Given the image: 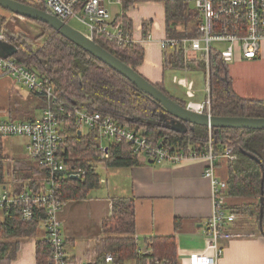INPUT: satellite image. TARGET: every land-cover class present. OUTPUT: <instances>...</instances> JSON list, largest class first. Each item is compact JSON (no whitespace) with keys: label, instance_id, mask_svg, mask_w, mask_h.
<instances>
[{"label":"trees","instance_id":"trees-1","mask_svg":"<svg viewBox=\"0 0 264 264\" xmlns=\"http://www.w3.org/2000/svg\"><path fill=\"white\" fill-rule=\"evenodd\" d=\"M44 9L41 4H32ZM122 13L117 15L125 31L131 32L132 24L126 16L128 8L140 1H162L164 5L165 30L168 36L192 35L196 22L186 27L187 18L196 13L184 1L179 0H118ZM0 28L6 39L13 42L18 50L12 56L17 62L45 76L58 97L54 109L65 106L62 122L61 154L65 161L75 167H82L87 175L81 178H66L59 189L61 199H80L99 185V175L95 172L97 163L106 168L131 167L139 163V158L131 151V146L124 141L109 140L106 144L107 156L100 149V141L92 130L83 131L74 126V120L67 116L68 108L79 107L89 112L97 111L110 116L119 124H127L135 132L146 137L154 144L162 143L171 151H185L188 147L201 153L207 142L208 127L194 126L183 132L171 128L172 117L147 94L138 91L124 76L98 60L87 51L49 27L46 23L30 20L42 28L40 45L33 39H26L16 31ZM178 25L182 29L178 30ZM184 27V29H183ZM147 34L144 31V36ZM21 39L24 42H21ZM105 50L125 64L137 70L143 62V47L140 45H117L113 41L97 38L94 40ZM164 68H184L180 52L164 50ZM210 112L217 116L264 117V99L246 98L238 95L232 86L228 65L218 56L210 60ZM187 69H202V62L188 63ZM138 71V70H137ZM163 93L182 106L185 100L171 95L162 83L155 84ZM42 98V107L47 105ZM13 120L12 118H10ZM213 147L223 150L226 145L232 147L235 158L227 160V196L248 199L234 205V212L255 215L261 235L264 236V129L211 128ZM80 131V132H79ZM0 137V185L9 186L12 192L30 189L42 190L48 175L45 169L25 164L3 153ZM11 160L10 177L7 178L5 163ZM262 198V203L260 199ZM110 216L102 220V236L96 241L95 264L103 262L106 254H111L117 264L128 260L145 263L148 259L168 258L174 260V239L172 237L152 238L148 242L151 253L141 259L136 258L134 203L130 196H113ZM262 208L261 218L259 210ZM0 264H8L16 255L18 239L34 236L40 223L44 222V212L37 209L34 218L24 221L20 218L18 208L0 210ZM261 219V224L259 220ZM36 264H51L45 239L37 242Z\"/></svg>","mask_w":264,"mask_h":264},{"label":"built area","instance_id":"built-area-1","mask_svg":"<svg viewBox=\"0 0 264 264\" xmlns=\"http://www.w3.org/2000/svg\"><path fill=\"white\" fill-rule=\"evenodd\" d=\"M118 1V0H117ZM193 6L196 13V28L192 35L164 36L159 40L163 50L180 52L184 70L188 63L203 64L205 98L202 102H187V107L198 112H210V74L212 56H218L223 63L252 60L264 55V0H179ZM44 10L55 14L70 25L76 21L85 31V37L95 40L104 38L117 45H135L137 40L131 32L122 28L117 17H113L105 6L104 0H40ZM119 2V1H118ZM120 3V2H119ZM0 39H6L0 33ZM143 39L150 40L147 33ZM0 73L9 76L16 84L25 86L37 96L45 98L47 105L35 119L0 120V137H24L25 149L35 166L46 170L48 179L46 188L39 192L30 189L12 192L0 185V210L16 206L20 218L30 221L37 209L45 215V241L51 264H95L85 261L70 262L64 252V239L60 233L59 212L65 201L59 191L66 178L84 179L87 172L65 161L61 154L62 122L65 106L54 109L58 97L49 80L22 63L8 57H0ZM186 84V81H184ZM190 89L188 90V92ZM67 116L73 118L78 129L94 131L99 137L100 149L107 156V148L102 139L124 141L131 146L134 155L144 156L155 162H178L185 158L202 157L207 160L203 176L210 183L211 213L204 223L205 247L202 251L191 253L186 264H218L222 255L221 240L244 236L235 232L229 225L236 219L235 212L227 202V182L215 174V166L222 160L235 158L232 147L226 145L223 150L213 147L211 128L208 127L207 142L201 153L188 147L185 151H171L162 143L154 144L146 137L131 129L127 124H119L108 115L83 108H68ZM136 242V258L141 259L151 253L148 243L139 246ZM100 264H117L111 254H106ZM134 264H178L176 259L154 258L145 263L135 259Z\"/></svg>","mask_w":264,"mask_h":264},{"label":"crops","instance_id":"crops-1","mask_svg":"<svg viewBox=\"0 0 264 264\" xmlns=\"http://www.w3.org/2000/svg\"><path fill=\"white\" fill-rule=\"evenodd\" d=\"M154 2H136L125 13L131 21V33L137 40V45L143 47V62L137 70L153 84L162 83L176 98L194 97L191 85L188 86L190 89L188 92L182 80H178L177 86L185 88V93L180 89L173 91L172 87L175 88L173 85L176 84V80L172 74L176 69L164 68V50L159 45V40L167 35L164 9L162 21L153 18L149 6ZM121 13L122 10L113 17ZM144 31L151 34L150 40L143 39ZM1 32L4 33L0 28ZM183 81L187 84L186 76ZM18 85L9 76L0 73V94L8 99L18 98L14 109L9 108L6 103L0 104V120L14 119V113L15 115L31 114L27 119L40 116L43 108L42 98L26 87L27 91L21 90V85ZM31 95L38 97L39 101L33 100ZM37 107L40 113L33 116V110ZM3 116L7 119L1 118ZM22 138L25 147L27 140ZM138 158L139 163L131 167L106 168L102 163H97L108 170L107 178L102 179L99 176L98 191L91 193L90 190L84 198L65 201L58 216L61 221L60 233L64 239L65 256L70 262L95 263L94 247L102 236V220L111 214L113 196L133 198L135 239L139 246L149 243L152 238L172 237L174 258L178 264H186L191 253L204 249V223L211 213L210 183L203 176L207 160L202 157L185 158L172 163L153 160L149 162V158L144 156ZM215 174L221 179H226L225 160L216 164ZM102 184L105 187L100 189ZM3 187L12 190L8 188L9 186ZM244 200L248 199L227 197V202L233 211L234 205H239ZM235 215L236 219L229 228L244 233V236L219 242L222 255L218 264H264V236L259 231L256 216L244 213H235ZM1 216L0 211V218ZM45 235L44 223H40L34 236L19 238L16 255L8 264H36V245L38 241L45 239ZM134 263V259L125 262V264Z\"/></svg>","mask_w":264,"mask_h":264},{"label":"rangeland","instance_id":"rangeland-1","mask_svg":"<svg viewBox=\"0 0 264 264\" xmlns=\"http://www.w3.org/2000/svg\"><path fill=\"white\" fill-rule=\"evenodd\" d=\"M27 1V0H25ZM32 4H41L40 0H28ZM105 6L108 9V11L111 13V15H115L121 12L122 8L120 3L117 0H104ZM192 8L193 6L190 5ZM150 14L153 16V18L159 19L162 21L163 17V9L164 5L162 1H155L153 5L149 6ZM0 17H3L4 20H2V27L7 28L9 30L13 31H19L23 37L26 39H33V43L36 45H40L43 40L44 36L41 38L36 39L37 37L41 36L42 28L40 25H38L35 22H32L28 20L27 18L19 17L13 13H11L8 10H5L0 7ZM187 27H192V25L195 23L196 18L191 16L187 18ZM70 25L81 31H85V29L79 25L76 21H70ZM182 29V26L178 25V30ZM184 29V27H183ZM228 71L229 75L232 79V85L235 90H237L238 94L241 96H249L254 98H262L264 99V55L260 58L252 59V60H241V61H234L232 63L228 64ZM172 76H175L176 84H174L172 87L173 91H178V89L181 90V92L186 91L185 88H182L180 86L178 88L177 82L178 80H182V83L184 87L189 90V84L191 85V89L193 88V92L195 94L194 97L188 98L184 97L185 102H202L205 98V84H204V74L203 70L196 68V69H188L185 71L183 68H178L174 70ZM187 77L188 82L187 84H184V77ZM181 84V83H180ZM20 86V85H18ZM21 90L27 91L25 89V86H20ZM33 100L39 101L38 97H35L31 95ZM15 102H18V98H6L4 95L0 94V104H8L9 108L12 109L15 108ZM34 108V107H33ZM33 116L38 115L40 113V109L37 107L34 110ZM31 115V114H30ZM30 115H15L13 114L14 119H27ZM5 119L6 117H1ZM7 119V118H6ZM83 131H86L85 128H82ZM103 144H107L109 142L108 139L104 138L101 140ZM2 144H3V153L11 158L18 159L20 161H23L25 164L30 163L31 165L35 166V163H32V160L29 159L28 153L24 147V139L22 137H3L2 138ZM99 164V163H98ZM96 167V172L99 174L100 178L104 179L107 178V171L105 168H103L101 165H98ZM12 168V162L11 160L7 161L5 163V170H6V176L7 178L10 177V171ZM9 172V174H8ZM47 186L45 185V188ZM105 185H101L99 188H104ZM98 191V187L91 190V193H95Z\"/></svg>","mask_w":264,"mask_h":264},{"label":"water","instance_id":"water-1","mask_svg":"<svg viewBox=\"0 0 264 264\" xmlns=\"http://www.w3.org/2000/svg\"><path fill=\"white\" fill-rule=\"evenodd\" d=\"M0 7L19 17L46 23L60 35L75 43L89 54L124 76L138 91L151 97L172 117L171 123L173 125L171 128L175 131H185L187 129L186 125H188L190 129H193L194 126H205L210 128L264 129V117L217 116L205 112H198L189 109L187 106L180 105L159 90L155 84L147 80L137 70L119 60L94 40L85 37L80 31L73 28L71 25L60 20L55 14H51L44 9L19 0H0ZM17 50L18 48L13 42L8 39H0V57H12ZM148 161L152 162V159H149ZM260 201L262 203V198ZM261 215L262 208L260 207V218ZM259 224H261V219L259 220Z\"/></svg>","mask_w":264,"mask_h":264},{"label":"flooded vegetation","instance_id":"flooded-vegetation-1","mask_svg":"<svg viewBox=\"0 0 264 264\" xmlns=\"http://www.w3.org/2000/svg\"><path fill=\"white\" fill-rule=\"evenodd\" d=\"M28 1V0H27ZM29 2V1H28ZM22 39L24 38V37H21ZM21 39V42H24L23 40Z\"/></svg>","mask_w":264,"mask_h":264}]
</instances>
